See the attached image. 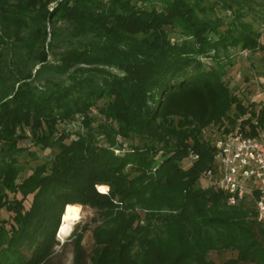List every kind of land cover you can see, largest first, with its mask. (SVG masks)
Segmentation results:
<instances>
[{
  "label": "trees",
  "instance_id": "trees-1",
  "mask_svg": "<svg viewBox=\"0 0 264 264\" xmlns=\"http://www.w3.org/2000/svg\"><path fill=\"white\" fill-rule=\"evenodd\" d=\"M251 2L0 0V264H49L67 204L97 211L72 264H216L222 250L235 256L220 264H264L253 201L200 185L206 126L248 114L249 135L264 129V106L223 79L231 50H264L242 20Z\"/></svg>",
  "mask_w": 264,
  "mask_h": 264
},
{
  "label": "rangeland",
  "instance_id": "rangeland-1",
  "mask_svg": "<svg viewBox=\"0 0 264 264\" xmlns=\"http://www.w3.org/2000/svg\"><path fill=\"white\" fill-rule=\"evenodd\" d=\"M213 1V0H211ZM257 2H251V9H245V15L242 17L243 21H248L253 25V28L260 33L259 41L263 43L264 40V0H256ZM235 8V7H234ZM217 13L223 17L224 21H229L232 17V11L217 8ZM231 57L226 67L224 68L223 79L227 83L231 93L237 96V98L247 106L253 104L254 109H259L264 106V50L258 49L256 51L240 50L235 48L231 50ZM99 101L98 104H101ZM248 111L250 108L247 109ZM233 113V112H231ZM71 125H78L79 121L73 120ZM224 126L220 127L218 124H210L201 131V138L208 143H212L216 138L221 136ZM22 144L28 143V140L20 141ZM47 150L43 153L45 154ZM118 152V151H116ZM42 153V152H41ZM40 153V154H41ZM20 162L24 166L35 165L39 161L32 159L30 155L24 154L20 157ZM190 164L189 158L182 160V166L187 167ZM203 184L206 185V181L202 180ZM98 186V185H97ZM96 186V188H97ZM106 193V191H100ZM246 202L254 200L249 197ZM29 204V198L25 201V205ZM80 206L79 217L73 222L69 234L63 237H58L57 231L55 233L58 244L55 246V252L49 259V264H72L73 262V249L72 241L75 236L72 237V233L75 230L76 233H82L81 245L84 247L87 254L91 252L93 247L92 228L95 226L94 218L97 217V211L95 208L89 206ZM252 206V207H253ZM8 213L4 210L0 211V216H7ZM61 223V219H60ZM60 225V224H59ZM235 256V252L222 250V251H211L209 258L215 261L216 264H220L223 260L228 257ZM86 264H88L87 260ZM249 264V263H239Z\"/></svg>",
  "mask_w": 264,
  "mask_h": 264
},
{
  "label": "built area",
  "instance_id": "built-area-1",
  "mask_svg": "<svg viewBox=\"0 0 264 264\" xmlns=\"http://www.w3.org/2000/svg\"><path fill=\"white\" fill-rule=\"evenodd\" d=\"M244 114L227 131L212 143V167L202 176L207 184L221 190L225 202L236 206L251 197L254 200V215L264 223V129H258L255 135H249L250 127L242 121ZM254 125L257 118L252 119ZM198 155L190 152V161Z\"/></svg>",
  "mask_w": 264,
  "mask_h": 264
},
{
  "label": "bare ground",
  "instance_id": "bare-ground-1",
  "mask_svg": "<svg viewBox=\"0 0 264 264\" xmlns=\"http://www.w3.org/2000/svg\"><path fill=\"white\" fill-rule=\"evenodd\" d=\"M100 191H106L107 187L104 185L98 186ZM80 206L77 204H67L64 207L61 215V223L58 228V237H63L69 234L73 222L79 217Z\"/></svg>",
  "mask_w": 264,
  "mask_h": 264
}]
</instances>
